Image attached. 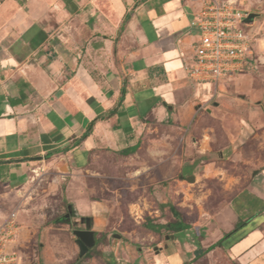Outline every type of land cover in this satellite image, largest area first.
Here are the masks:
<instances>
[{"label": "crops", "instance_id": "1", "mask_svg": "<svg viewBox=\"0 0 264 264\" xmlns=\"http://www.w3.org/2000/svg\"><path fill=\"white\" fill-rule=\"evenodd\" d=\"M204 1L0 0V186L24 184L47 157L83 162L96 147L135 152L149 116H194L215 89L192 82L185 68L197 37L190 19ZM229 1L264 21V0ZM248 119L243 131L258 143L239 150L244 141L232 140V157L253 165L236 198L253 195L259 204L235 209L251 219L224 244L234 263L264 264V122L255 128ZM183 262L166 250L150 264Z\"/></svg>", "mask_w": 264, "mask_h": 264}, {"label": "rangeland", "instance_id": "2", "mask_svg": "<svg viewBox=\"0 0 264 264\" xmlns=\"http://www.w3.org/2000/svg\"><path fill=\"white\" fill-rule=\"evenodd\" d=\"M243 28L253 36L254 61L213 89L212 98L200 102L186 122L149 116L129 155L96 147L83 162L47 157L24 184L0 186V221L15 212L13 250L21 264H150L166 250L180 252L183 264H236L225 245L196 258L194 250L232 230L246 216L236 215L243 201L259 204L253 195L236 198L253 165L232 157V140L244 141L239 150H256L258 139L245 134L242 117L255 128L264 122L263 17ZM169 206L188 229L163 226L175 220ZM77 227L90 228L96 238L82 256Z\"/></svg>", "mask_w": 264, "mask_h": 264}, {"label": "built area", "instance_id": "3", "mask_svg": "<svg viewBox=\"0 0 264 264\" xmlns=\"http://www.w3.org/2000/svg\"><path fill=\"white\" fill-rule=\"evenodd\" d=\"M248 13L229 0H205L193 12L189 26L197 37L185 65L192 82L210 83L218 90L226 80L250 67L253 36L243 28ZM18 228L15 212L0 221V264H21L13 250Z\"/></svg>", "mask_w": 264, "mask_h": 264}, {"label": "trees", "instance_id": "4", "mask_svg": "<svg viewBox=\"0 0 264 264\" xmlns=\"http://www.w3.org/2000/svg\"><path fill=\"white\" fill-rule=\"evenodd\" d=\"M124 92V90L122 91V93ZM117 106L113 107L110 112H114L116 110ZM88 133V130H86L79 139H82L83 137H85ZM135 150L134 148H130L128 150H123L121 153L124 155H129L131 153H133ZM170 210L172 211V213L175 215V220L172 222H168L166 224H163L164 227L168 228V229H172L174 231H180V230H185L189 228V224H187L185 222V219L183 218V216L181 214H179L174 208L173 206H169ZM251 218H247L245 220H242L240 218H238L235 222L234 228L232 230H230L229 232L225 233L222 238H220L217 242L209 245L208 247L204 248H196L194 250V258L199 257L200 255L204 254V253H208L210 252L213 248L217 247V246H223L225 245L224 242L233 236H236L238 234L239 231H241V229L246 226L248 224V222L250 221ZM157 227H161V224H159ZM246 233V232H243ZM244 234H241L240 236H237L235 238L234 241L238 240L240 237H242ZM231 242L227 243L225 246L229 247V244ZM94 246V245H93ZM91 248V247H90ZM89 251V249L87 250ZM86 251V252H87Z\"/></svg>", "mask_w": 264, "mask_h": 264}, {"label": "water", "instance_id": "5", "mask_svg": "<svg viewBox=\"0 0 264 264\" xmlns=\"http://www.w3.org/2000/svg\"><path fill=\"white\" fill-rule=\"evenodd\" d=\"M257 13L251 12L243 19L245 23H251L253 19L256 17ZM60 169L66 168L65 166H60ZM76 234L78 235L76 242L79 246V255L82 256L86 253V251L95 244L94 231L90 229H85L82 231H78L76 228ZM88 234L89 238H85V235ZM116 237H119L118 234H115Z\"/></svg>", "mask_w": 264, "mask_h": 264}, {"label": "flooded vegetation", "instance_id": "6", "mask_svg": "<svg viewBox=\"0 0 264 264\" xmlns=\"http://www.w3.org/2000/svg\"><path fill=\"white\" fill-rule=\"evenodd\" d=\"M85 229H87L86 227L85 228H80V227H77V230L78 231H82V230H85ZM88 229H90V228H88ZM91 230V229H90ZM94 237H95V233H94ZM85 238H89V235L88 234H86L85 235ZM95 240H96V238H95ZM90 249V248H89Z\"/></svg>", "mask_w": 264, "mask_h": 264}]
</instances>
